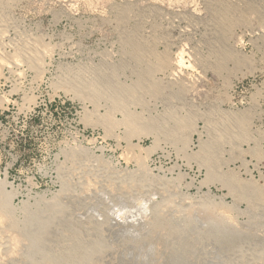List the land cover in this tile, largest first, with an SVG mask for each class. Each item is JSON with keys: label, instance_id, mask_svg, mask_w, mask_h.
Wrapping results in <instances>:
<instances>
[{"label": "rangeland", "instance_id": "374dc122", "mask_svg": "<svg viewBox=\"0 0 264 264\" xmlns=\"http://www.w3.org/2000/svg\"><path fill=\"white\" fill-rule=\"evenodd\" d=\"M9 4L3 52L46 47L39 68L0 66V181L13 204L49 203L68 182L58 233L101 246L94 264H176L182 251L189 262L181 264H224L221 249L197 242L204 233L212 240L208 210L224 215L231 237L264 235V0ZM126 113L155 116L159 139L131 116L124 125ZM203 115L211 129L200 137L191 129L204 131ZM81 151L108 165L84 162ZM68 154L78 155L76 166ZM51 234L46 242L61 246Z\"/></svg>", "mask_w": 264, "mask_h": 264}, {"label": "bare ground", "instance_id": "6f19581e", "mask_svg": "<svg viewBox=\"0 0 264 264\" xmlns=\"http://www.w3.org/2000/svg\"><path fill=\"white\" fill-rule=\"evenodd\" d=\"M12 1L14 2L15 0H0V16L1 17L4 14H8L7 12H9V11L7 10V8H9L8 6L11 5L9 3H11ZM2 24H4V23H3V20L0 18V28H1L0 40H1L2 35H4L3 32L6 31L4 26H3L4 27V31H3ZM27 44H29V43H27ZM12 45L16 46V53L13 55L7 54L8 53L7 51L5 52L7 54L6 55L2 50L3 44L0 45V66L2 64H4L5 62L11 63L12 61H15V62L25 61V62H28L30 65H34L35 67L39 68V58L41 57L40 54H41V52H44L46 50L45 46L38 53L36 51V46L33 44L32 45L31 44L30 45L25 44V46L24 45H18L17 46L14 44H12ZM37 50H38V48H37ZM180 62H181L180 57L179 58L178 57L173 58L172 60H170V62H168L169 64H168V67L165 68V71L169 75L172 76L174 74V72L179 70ZM4 65H6V64H4ZM4 65H2V66H4ZM179 72H178V74H179ZM165 75H167V74H165ZM107 95H109V93ZM163 104L165 106L164 102H163ZM177 104L175 105V107H179V105L181 106V104H178V105ZM166 115H169L168 112L166 113ZM130 116L133 118L135 123H138L139 125L141 123L143 125V127H141L142 134H144L146 136H151L154 141L159 139V133L157 132L158 129H156L155 125H153V123L155 122V118H156L155 116L142 117L139 114L138 115L137 114H135V115L130 114L129 118H130ZM129 118H128V115L126 113L125 116L122 118L121 122L124 125H128V123L130 121ZM132 118H131V120H132ZM200 119L205 122V126H203L204 131L198 129V127L195 126L194 128L191 129L192 130L191 133L192 132L199 133L200 137H202V135L209 136L211 128L209 126L210 122H209L208 118L204 116V117H201ZM244 124H245V122H244ZM244 124H242V127H244L243 126ZM217 125H219L218 118H217ZM217 125L214 127H218ZM244 128L246 129V126ZM214 131L218 135L219 134V127L216 128ZM200 145L202 146V143ZM77 154L80 157H84L83 159H85V160H83V161L84 162L87 161V163L89 161L91 163L92 160H93V163L97 162L96 163L97 165H98V163L104 164V162H106V160L103 162L102 161L103 159L101 157H97L90 152L81 151V152H78ZM77 156L76 155H70V154L67 155L66 159H67V161H71L72 167L76 166V164H78L80 161V160L79 161L76 160ZM84 162H83V165H85ZM89 164H86V165H89ZM106 164H107V162H106ZM140 164H142V163H140ZM199 164H200V167L204 166V164L202 162H200ZM91 165H92V163H91ZM141 169H143V168H141ZM123 180L124 179L122 178L121 181H123ZM157 181H156V179H153V181H152V179H148L147 184L149 186H153V185L157 184ZM6 183H7L6 181H0V264H9L12 262H14L12 264H15L16 262L18 263V261H19V263L24 262L26 264H94V261H93L94 257L96 255H97V257H98V255L102 256L104 254V252H106V251H104L103 248H101V246L99 247L96 245L97 247L92 248L91 246H89L90 244H88V242H86V238H83V236H81L79 234H78L79 236L76 235L73 230L72 231L74 233L72 232V233L67 234L68 238L66 240L64 239V237H62L63 235H61V234H65L67 231L66 232L64 231V233L61 232V234L58 233L59 232L58 230H60V228L56 223L59 222L58 219L60 217L62 218L64 211H66L64 209V207H62L60 205V203H61L60 201L62 200V198L65 197V195H67L68 192H72L71 191L72 188L68 182H66L64 180L59 193L55 194V196L52 199H50L49 203H48V201L46 202L44 200V202H46L45 204L42 202H39V201L35 202L34 204L33 203L30 204L27 201H22L18 204H13V197L15 196V193L10 192V191L7 192L5 190ZM160 183L165 187L166 190L169 186H173L171 181H169V180L164 181L163 178L160 179ZM86 188H88V187H86ZM40 198H42V197H40ZM67 198H69V197L67 196ZM38 200H40V199H38ZM41 201H42V199H41ZM203 205H201V207H203ZM192 206H193V204H192ZM204 208L207 209V207H204ZM204 208H202V209H204ZM214 210H211V212H209V210L205 211V213H207V216L204 215V216H206V217H204L206 222L205 223L203 222L205 224V227H206V224H212L213 225L212 240L208 241L206 239L208 236H206L205 233H204V235H202L201 234L202 232L201 233L199 232L201 235L200 236L197 235L199 237V239H197L198 244H200L203 247H204V245L206 247V246H208V244H212L213 249L216 247H217V249H221L222 252L220 251L221 256L219 258H221L223 256H224V258H227V259H224V260H226L225 261L226 263H224V264H229V263H231V264H264V235H260L259 233L256 232V231H261V229H258L260 226L257 227L258 230L255 231L254 235L248 234L250 237H248V236L246 237V235H244V236L243 235H237V236H235V238H234V236L231 237V235L233 233V228H231L229 226V224H227L225 222L226 221V220H224L225 218H222L224 215L223 216L221 215L222 217L217 216L216 213L215 214L213 213ZM218 215H220V213ZM156 216H158V215H156ZM155 221H157V220H155ZM148 223H150L149 225H151L150 220ZM163 224H167V222L163 223ZM154 226H156V225H154ZM68 227H69V225H68ZM151 229H153V228H151ZM54 231H56L59 234V236L61 235L59 238L60 239L59 242L61 241V246H60V244L58 245L55 242L54 245L56 244L58 247L53 246L54 247L53 248L51 246L50 242H51V240L54 241L56 239V237H53V235L51 234V232H53V234H56V232H54ZM203 232H205V231H203ZM206 232H207V230H206ZM160 234L164 235V233H161V232H160ZM50 235L53 238L50 239ZM56 236H57V238L59 237L57 234H56ZM47 238H49L50 242H46V241H48V240H46ZM159 238H161V237H159ZM173 241H174V238H173ZM45 243L46 244L49 243L48 246L49 247L51 246L52 249L50 247V248H48V250L46 249L47 252L43 251V248H44L43 244H44V246H46ZM185 244H187V243H185ZM91 245L94 246L93 244H91ZM48 246H46V247H48ZM45 248H44V250H45ZM24 249H25V251H24ZM49 249H51L52 251ZM185 250L187 251V249H185ZM155 253H156V251H155ZM182 253H184V251H182ZM182 253H179V255L178 254L175 255V258H176L175 260H177V261H175V260L174 261L176 262V264L177 263L181 264V261L184 262L182 259L185 258V256ZM218 254H220V253L218 252ZM106 255H108V254H106ZM36 256L39 258V260L36 258L38 261L34 259V257H36ZM187 259H189V258H187ZM192 259L193 258H191L190 260H192ZM184 260H186V258ZM186 261H188V260H186ZM186 261L183 264H188L189 261L188 262H186ZM221 263H223V262H221ZM190 264H192L191 261H190ZM203 264H204V261H203Z\"/></svg>", "mask_w": 264, "mask_h": 264}]
</instances>
